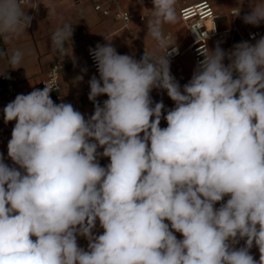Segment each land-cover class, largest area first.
<instances>
[{"label":"clouds","instance_id":"clouds-1","mask_svg":"<svg viewBox=\"0 0 264 264\" xmlns=\"http://www.w3.org/2000/svg\"><path fill=\"white\" fill-rule=\"evenodd\" d=\"M176 3L153 0L147 23L164 56L145 51L136 60L111 43L89 50L99 72L89 81L90 118L56 104L48 84L4 107L5 123L15 121L8 157L19 170L0 154V264H264V37L228 53L205 46L181 90L163 33L177 21ZM25 5L37 6L0 0L5 42L30 26ZM250 6L243 20L258 26L264 0ZM72 25L51 37L58 54L72 47ZM23 58L15 50L7 62L16 69ZM153 88L175 102L165 128ZM100 155L110 158L106 167ZM238 238L245 246L235 249ZM254 244L259 261L249 252Z\"/></svg>","mask_w":264,"mask_h":264},{"label":"crops","instance_id":"crops-1","mask_svg":"<svg viewBox=\"0 0 264 264\" xmlns=\"http://www.w3.org/2000/svg\"><path fill=\"white\" fill-rule=\"evenodd\" d=\"M96 1L98 0H33L29 3L37 5L35 8L25 5L26 14L33 18L26 32L10 42L0 38V74L5 71L4 73L12 74L16 78L14 99L18 94H28L38 89V84L46 76L47 70L53 63L58 62L60 63L61 90L54 102L56 104L70 103L86 119L94 114V103L89 100V92L86 91V88L90 87L89 81L92 76L87 58L89 49L97 44L111 43L119 54L129 55L136 60L142 48L149 53H154L155 56L163 52L165 48L160 49L157 42L147 34V23L152 19L153 0H119L120 6L133 14L127 27H123L122 23L111 14L104 16L97 12L93 7ZM199 1L177 0V21L174 24L163 25L165 37L170 38V44L180 50V54L170 62V71L175 76H184V79L178 82L181 90L190 81L196 68L192 53L188 49L190 35L179 17L178 10L183 4H194ZM210 1L217 13L218 33L209 39V49L214 50L217 46L221 48L226 45L233 49L238 43L248 42L244 26L250 24H246L243 17L250 13V5L256 0ZM237 12L239 15H235ZM64 23L73 24L72 47L68 43L64 53L58 54L53 50L51 37ZM258 27L261 29V35L258 37L260 39L264 37V22H261ZM15 50L23 52L24 58L19 68L11 69L7 56ZM150 97L153 104L163 102L165 109L162 110V117L168 110L175 107V102L168 97L165 90L154 88ZM107 99V95H101L96 98V102L102 106ZM11 101L13 100L0 94V154L3 155L4 163L19 170V165L8 157V142L11 134L3 122V109ZM97 151L102 153L103 148H98ZM104 158L102 155L98 156V162ZM215 207L220 206L216 204ZM93 233L94 235L103 234L98 220ZM174 234L178 240L183 239L181 233L174 232ZM78 237L84 242L81 248L87 250L89 241L83 236ZM243 240L238 239L231 246L235 249L244 247ZM249 252L256 261H259L260 253L256 246H253Z\"/></svg>","mask_w":264,"mask_h":264},{"label":"built area","instance_id":"built-area-1","mask_svg":"<svg viewBox=\"0 0 264 264\" xmlns=\"http://www.w3.org/2000/svg\"><path fill=\"white\" fill-rule=\"evenodd\" d=\"M30 1L33 0H29V2ZM93 7L97 12H99L104 16L111 14L122 23L123 27H127L130 20L133 17V14L130 11L123 9L120 6L119 0H98L93 4ZM178 14L181 21L185 24L188 33L190 35L191 41L188 46L189 47L188 49L192 53L193 60L195 63V68H197L199 62L204 59L203 55L201 54L202 49L205 46L209 49V39L218 33V28L216 24L217 13L210 0H200L199 2L194 4H183L179 8ZM140 18L143 19L142 16H140ZM244 29L248 42L251 44H255L256 40H258V37L261 35V29L258 26H253V25L244 26ZM95 47L96 46L92 47L91 49H94ZM221 48L225 51V53H228L232 50V47L229 45L223 46ZM173 49H175V51H173ZM89 50L87 51V58L92 70L91 78L93 76H96V78L99 79V72L97 69L96 62L94 61L92 55H90ZM145 51L148 52L146 49L142 48L138 52L137 60L141 59ZM168 51L172 53V55L168 57L170 62L180 54V50L176 49L174 46H171L168 49ZM166 52H167V48H165L163 52L156 57L164 56ZM223 63L226 66L230 63L227 56L225 57ZM173 76L177 82H180L184 79L183 75H176V76L173 75ZM234 77H235V73H234ZM4 82H6V84H4ZM16 83L17 80L12 74L9 73L0 74V94L6 98L14 100V96L16 93V88H15ZM45 84H48L52 88V92L50 93V96L52 100L55 101L58 98L61 90L60 63L56 62L50 66V68L46 72V76L44 77V79H42L39 82L38 89H43L46 86ZM153 90L154 88L150 93H152ZM86 91L90 92V87L86 88ZM90 117L91 116H89L88 118ZM3 122L9 128V132L11 134L15 126V121L5 123V121L3 120ZM160 127L161 128L167 127V121L163 117L161 119ZM109 163H110V158L107 157H105L101 162H99V164L102 167H106ZM229 198H230L229 196H225L224 200L218 202L217 205L221 206V204L226 203L227 199ZM165 222L170 223L168 221ZM33 239H35V237H33ZM245 239L243 240L244 246H245ZM77 243L79 247H81L84 244L83 240H81L80 237H77ZM253 246H255V244Z\"/></svg>","mask_w":264,"mask_h":264}]
</instances>
